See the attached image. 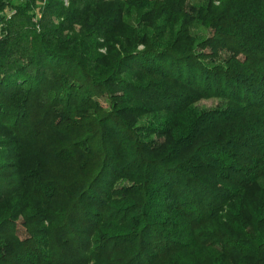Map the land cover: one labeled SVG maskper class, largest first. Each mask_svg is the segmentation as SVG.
<instances>
[{
	"label": "trees",
	"instance_id": "16d2710c",
	"mask_svg": "<svg viewBox=\"0 0 264 264\" xmlns=\"http://www.w3.org/2000/svg\"><path fill=\"white\" fill-rule=\"evenodd\" d=\"M0 264H264V0H0Z\"/></svg>",
	"mask_w": 264,
	"mask_h": 264
},
{
	"label": "rangeland",
	"instance_id": "374dc122",
	"mask_svg": "<svg viewBox=\"0 0 264 264\" xmlns=\"http://www.w3.org/2000/svg\"><path fill=\"white\" fill-rule=\"evenodd\" d=\"M63 2L65 3V5H68L69 4V0H63ZM102 51H105V49H103ZM101 102L104 104V105H107V102L105 99H101ZM200 106H205V107H214L216 106L217 104H219V100L218 99H215V98H212V99H202L199 103H198ZM18 233L24 237L26 235L23 227L21 225H19V229H18Z\"/></svg>",
	"mask_w": 264,
	"mask_h": 264
}]
</instances>
